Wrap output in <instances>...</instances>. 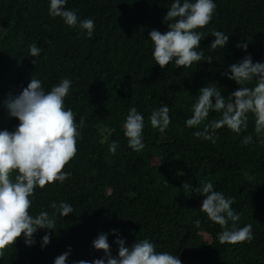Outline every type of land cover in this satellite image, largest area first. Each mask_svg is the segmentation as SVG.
Here are the masks:
<instances>
[{
  "label": "trees",
  "instance_id": "1",
  "mask_svg": "<svg viewBox=\"0 0 264 264\" xmlns=\"http://www.w3.org/2000/svg\"><path fill=\"white\" fill-rule=\"evenodd\" d=\"M173 2L67 0L66 9L75 10L80 20L94 21L88 38L79 26L51 17L50 0H0V28L5 30L0 33V130L14 131L18 125L4 101L18 96L31 77L41 80L46 91L70 79L64 106L77 122L84 120L77 154L63 169L70 177L36 188L31 197L30 213L48 212L55 217L54 227L38 229L32 246L21 235L0 255V264H54L69 248L66 264H91L105 255L92 247L99 234H107L115 257L118 237L113 230L125 246L148 239L157 252L177 255L182 264H264V143L254 131L253 115L248 114L247 128L240 133L216 130L215 143L193 133L220 113L210 112L197 127L186 125L199 89L216 83L227 98L238 89L227 78L230 65L248 55L253 63H264V0H214L212 21L197 29L204 36L199 50L212 62L184 68L173 62L162 69L152 58L149 32L167 31L163 21ZM213 30L229 36L223 49H210ZM33 43L41 49L35 58L29 54ZM238 43L247 44V50ZM164 105L171 122L160 131L149 117ZM132 107L144 117L140 151L129 147L124 135ZM249 135L252 143L243 144ZM113 141L114 154L109 151ZM185 182L193 188L211 182L214 190L233 198L232 208L240 215L235 226L251 224V242L221 244L217 237L223 229L199 210L205 197L185 192ZM60 202L70 204L73 213L61 217L51 207ZM45 234L50 242L42 247Z\"/></svg>",
  "mask_w": 264,
  "mask_h": 264
},
{
  "label": "clouds",
  "instance_id": "2",
  "mask_svg": "<svg viewBox=\"0 0 264 264\" xmlns=\"http://www.w3.org/2000/svg\"><path fill=\"white\" fill-rule=\"evenodd\" d=\"M66 3L67 0H50L49 15L60 17L69 27L79 26L91 38L95 29L94 21L80 20L75 10L66 9ZM215 11L214 0H174L163 21L167 24V31L149 32L155 64L163 69L173 62L177 68L190 67L201 61L211 63L212 57H206L204 51L199 50L204 36L197 29L206 27ZM4 31L0 28V33ZM211 36L215 38L210 45L213 50L223 49L229 39L228 35L217 30H213ZM236 46L247 50V44L238 43ZM40 53L41 49L36 43L29 46L31 57H38ZM228 73L227 78L235 81L238 89L227 98L221 94L216 83L199 89L198 99L192 109L193 115L186 120V125L197 127L207 120L210 112L220 113L219 118L205 124L202 131L193 133L198 138L215 143L216 130L227 127L232 132L240 133L247 128L248 114L251 113L255 120L254 131L264 143V63H253L248 55L230 65ZM253 80V87L241 86ZM71 87L72 81L63 78L46 91L41 80L31 77L27 87L18 96H9L4 101L10 118H15L19 123L14 131L0 130V255L7 247L13 246L21 235L25 245L32 246L35 243L33 236L38 229L51 230L54 227L55 217H50L48 212L41 211L35 216L30 213L31 197L36 188L42 189L54 182L62 183L71 175L63 169L77 154L80 129L84 124L83 117L77 122L76 114L64 106ZM169 112L167 105L152 111L149 117L151 125L164 131L171 122ZM123 127L129 147L134 151L142 150L144 117L135 107L130 108ZM242 143H252V136L245 137ZM116 147L117 142L113 141L109 144V151L114 154ZM181 187L185 192L205 197L199 210L223 229L217 237L221 244L251 242L252 225L235 226L240 215L232 208L233 198H226L222 192L214 190L211 182H204L196 188L185 182ZM51 207L57 209L61 217L74 211L66 202L53 203ZM229 221L233 222L231 228ZM194 223L199 227V220ZM112 234L118 237L114 241L118 246V255H111L107 234H99L92 242V247L103 251L105 255L91 264H182L177 255L166 251L157 252L156 245L148 239L135 241L128 247L116 230ZM49 242L50 237L45 234L41 240L42 247ZM70 252L69 248L59 255L54 264H66ZM73 264L89 262L79 260Z\"/></svg>",
  "mask_w": 264,
  "mask_h": 264
}]
</instances>
